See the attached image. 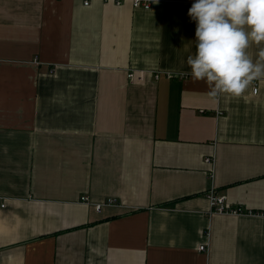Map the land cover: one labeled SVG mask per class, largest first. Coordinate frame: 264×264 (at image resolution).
<instances>
[{
  "label": "crops",
  "instance_id": "1",
  "mask_svg": "<svg viewBox=\"0 0 264 264\" xmlns=\"http://www.w3.org/2000/svg\"><path fill=\"white\" fill-rule=\"evenodd\" d=\"M192 3L0 0V264H264V81L182 75Z\"/></svg>",
  "mask_w": 264,
  "mask_h": 264
},
{
  "label": "clouds",
  "instance_id": "2",
  "mask_svg": "<svg viewBox=\"0 0 264 264\" xmlns=\"http://www.w3.org/2000/svg\"><path fill=\"white\" fill-rule=\"evenodd\" d=\"M188 16L196 24V51L182 75L203 81L213 99L239 98L253 81H264V0H194Z\"/></svg>",
  "mask_w": 264,
  "mask_h": 264
},
{
  "label": "built area",
  "instance_id": "3",
  "mask_svg": "<svg viewBox=\"0 0 264 264\" xmlns=\"http://www.w3.org/2000/svg\"><path fill=\"white\" fill-rule=\"evenodd\" d=\"M105 2H114L116 5H120L124 1H130L133 7H143L144 9H149L151 6V1L152 0H103ZM83 3L87 5L89 3V0H83ZM144 71L143 70H136V69H131L127 73V77L131 82L134 81H141L144 79ZM156 78H158V73L154 74ZM259 89V86L257 83H255L252 87V93L256 94ZM206 162H212L211 157L207 156L205 158ZM207 198L209 200V206L212 212H217V213H228V214H242L245 213L244 209L240 206H232L229 205L226 202L225 196H221L216 194L213 188L209 189L207 193ZM81 201L90 203L89 199L87 196H81ZM94 209L97 212H100L104 206H121L120 202L116 200V198L113 197H107L101 202H94L92 203ZM200 250H205L206 246L205 244H200L199 246Z\"/></svg>",
  "mask_w": 264,
  "mask_h": 264
}]
</instances>
